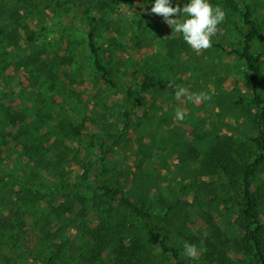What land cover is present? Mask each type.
Returning a JSON list of instances; mask_svg holds the SVG:
<instances>
[{"label": "rangeland", "instance_id": "1", "mask_svg": "<svg viewBox=\"0 0 264 264\" xmlns=\"http://www.w3.org/2000/svg\"><path fill=\"white\" fill-rule=\"evenodd\" d=\"M188 2L171 0L172 6ZM152 3L0 0V28L9 32L0 38V262L117 264L112 242L100 261L90 260V249L95 235L123 234L128 245L135 238L146 243L144 264H178L159 245L166 232L167 243L180 248L186 264H203L202 245L210 234L201 208L230 241L235 237L241 199L208 207L205 197L201 206L193 202L195 194L180 195L178 185L194 178L209 182L197 175L216 135L235 137L246 156L255 152L251 138L257 135L258 109L245 85L246 65L231 52L245 32L243 20L228 0H210L226 13L212 38L221 48L196 54L182 35L171 36L162 17L151 14ZM248 4L261 29L253 51L262 55L264 72V0ZM89 24L109 63L112 86L93 66L86 45ZM176 85L206 92L211 100L177 101ZM129 87L142 93L130 118L124 112ZM261 87L264 95V75ZM177 108L186 113L183 121L174 118ZM5 112L14 118L6 119ZM91 135L116 142L102 155L91 146ZM31 144L44 146L45 155L25 158L22 148ZM257 175L264 180V163ZM104 185L119 186L137 204L146 201L158 219L186 203L179 205L185 208L186 240L177 233L176 216L160 221L162 230L154 232L118 206L120 197L111 200L100 189ZM261 218L264 222V206ZM186 241L200 249L196 259L183 255ZM227 257V264H255L232 244Z\"/></svg>", "mask_w": 264, "mask_h": 264}, {"label": "trees", "instance_id": "2", "mask_svg": "<svg viewBox=\"0 0 264 264\" xmlns=\"http://www.w3.org/2000/svg\"><path fill=\"white\" fill-rule=\"evenodd\" d=\"M228 1L231 9L240 13L245 26V32L241 34L238 42V48L233 49L231 52L240 60H243L246 65L245 85L250 90L252 101L258 109L257 135L251 138L255 152L251 156H246L245 152L241 151L245 145L239 144L235 137L231 135H216L199 166V174L197 175V177L210 178L209 182L200 183L195 178L192 180L185 179L179 182L178 189L180 195L187 196L186 191L190 195L195 194L196 198H194L193 202L201 206L204 204L205 200L203 199L205 197L207 198L206 205L208 207H211L214 201L225 206L232 199H241L239 215L235 223L237 231H235V237L231 241L226 233L214 222L209 211L207 212L201 208L200 214L210 234L205 238L202 245L204 248V252L201 255L203 264H227V250L231 244L235 251L250 256L255 261V264H264V222L261 218V207L264 206V180L259 179L257 175L259 168L264 163V95L261 89L264 72L261 69L262 55L253 51L254 42L259 38L261 29L257 20L253 17L248 4L249 0ZM89 26L86 45L90 55L93 57V66L97 70L100 79L112 86L113 82L109 78L111 74L108 68L109 63H105L103 60L101 49L96 41L94 25L89 24ZM8 34V31L0 28V38H7ZM212 47L221 48V45L212 43ZM3 63L4 65H9L6 60H3ZM35 66L33 65V68ZM43 66L46 65L43 64ZM125 94L124 112L129 117L136 109L142 93L136 88L129 87ZM243 101V99H239L238 103ZM3 115L10 121L14 118V115H10L9 112H5ZM21 116L23 117V115ZM58 127L64 132V125L60 123ZM98 140L97 135H91V146L100 148L102 155L108 152L111 144L116 142L115 138H112L109 142L105 140L99 142ZM27 146L26 150L22 148L25 158L30 159L34 155H45L44 151L41 152L45 148L44 146L36 144ZM59 154L61 156L58 155V158L64 155L63 152ZM100 189L105 194H109L111 200H116L117 197H120L118 206L129 211L137 220L141 221L144 227H151L154 232L160 233L162 230L159 224L160 221L168 222L171 215L176 216L175 218L180 224L177 233L186 240V233L184 232V225L186 224L185 208L179 206L186 203L180 202L177 206L174 205L172 208H168L164 217H159L158 219L157 215L147 209L146 201L140 200L139 204L132 202L127 193L119 186L104 185ZM200 195L202 197H199ZM175 208H177L178 215L174 214ZM215 210L219 212L217 207ZM94 237L95 243L90 249L91 261H100L105 250L110 253L111 242L113 243L111 245L113 249L111 255L114 256L113 259L117 264H144V260L147 258L144 257L148 250L146 248L147 245L141 239L135 238L128 245L129 241L123 234H118L117 238H115L116 236L106 237V235H95ZM194 239L197 245L200 246L198 238L194 237ZM167 241L168 235L163 232L159 241L161 249L169 253L178 264H186L182 258L180 248L170 246ZM0 264L12 263L4 259Z\"/></svg>", "mask_w": 264, "mask_h": 264}, {"label": "clouds", "instance_id": "3", "mask_svg": "<svg viewBox=\"0 0 264 264\" xmlns=\"http://www.w3.org/2000/svg\"><path fill=\"white\" fill-rule=\"evenodd\" d=\"M151 14L163 18V21L172 29L171 36L182 35L184 42L196 53L200 54L212 47V38L219 32V25L226 19V13L219 5H213L210 0H189L183 7L179 3L172 6L171 0H154L150 9ZM175 17V18H174ZM169 82L168 87H171ZM175 99L199 104L211 100L206 92H189L185 87L176 85ZM186 113L182 108L175 110V119L183 121ZM200 249L197 245L184 242L183 255L196 259Z\"/></svg>", "mask_w": 264, "mask_h": 264}]
</instances>
